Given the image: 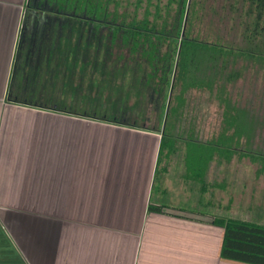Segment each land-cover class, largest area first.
Masks as SVG:
<instances>
[{
    "label": "crops",
    "instance_id": "obj_1",
    "mask_svg": "<svg viewBox=\"0 0 264 264\" xmlns=\"http://www.w3.org/2000/svg\"><path fill=\"white\" fill-rule=\"evenodd\" d=\"M26 9L0 0V264H245L221 258L207 175L158 165L155 132L81 118L68 62L19 51Z\"/></svg>",
    "mask_w": 264,
    "mask_h": 264
},
{
    "label": "rangeland",
    "instance_id": "obj_2",
    "mask_svg": "<svg viewBox=\"0 0 264 264\" xmlns=\"http://www.w3.org/2000/svg\"><path fill=\"white\" fill-rule=\"evenodd\" d=\"M194 1L191 23L189 15ZM102 4L107 8L108 23L103 24L98 34L101 36H98V56L92 44L88 55H84V60H89L88 65L68 62L74 75L72 95L69 90L67 95L72 96L74 111L81 112L84 115L81 118L92 123L114 125L122 121L159 136L168 121V136L175 140L172 158L182 163L189 138L203 144L218 139L224 130V109L216 99V92L192 90L186 96L182 112L167 120L171 106H176L171 97L179 44L187 35L224 47L232 56L228 75L232 72L239 75L236 82L228 86L229 97L256 122L253 148L262 160L254 163L250 158L236 155L227 163L216 158L206 182L210 183L212 193L216 192L218 209L225 213L224 218L264 226V50L249 57V39L257 17L248 1L189 0L182 10L179 0H102ZM130 24L146 27L142 33L163 44L162 54L171 50V76L163 94L155 92L158 78L151 77L153 64L141 61L139 54L123 44L122 32L114 37L113 29L124 31ZM85 41L83 39L82 43ZM256 42H264V35L258 36ZM100 136L96 129L89 136L83 134L84 139L88 137L94 142L102 141ZM165 159L163 156L162 168Z\"/></svg>",
    "mask_w": 264,
    "mask_h": 264
},
{
    "label": "trees",
    "instance_id": "obj_3",
    "mask_svg": "<svg viewBox=\"0 0 264 264\" xmlns=\"http://www.w3.org/2000/svg\"><path fill=\"white\" fill-rule=\"evenodd\" d=\"M188 1L179 0L181 10ZM247 1L257 17L253 35L249 39V57L253 58L252 55L264 50V42L261 44L256 42L258 36L264 35V0ZM195 6L196 1L191 4L189 15L191 23L194 20ZM106 10L102 0H27L19 51L29 49L33 52V48L36 47L42 49L49 47L52 56H57L60 62L79 61L88 65L89 60H84L86 58L84 55H88L89 48L94 45L95 55L98 56L100 44L98 34L103 24L108 23ZM143 28L130 24L124 31L113 29V34L115 37L122 32L123 44L130 47L134 54H139L141 61L153 64L154 75L151 77L158 78L155 92L163 94L170 80L173 56L170 49L162 54L163 44L144 35ZM145 29L146 27L144 31ZM83 39H86V45L82 43ZM231 60L232 56L224 47L200 42L187 35L182 37L179 44L171 97L176 106H171L167 120L177 117L182 112L186 106V96L192 90L216 92V99L224 109V130L217 140L203 144L189 138L184 160L187 179L203 182L216 158L227 163L236 155L250 158L254 163L262 160L253 148L256 122L246 109L234 103L229 97V84L235 83L239 78L235 72L229 75L227 73ZM97 61L98 58L94 60ZM69 80L68 86L72 84ZM115 124L136 127L122 121H116ZM174 150L175 140L168 136L167 121L161 133L158 165L163 161V156L165 160L172 158ZM160 172V169H157L156 173ZM149 211L161 212L162 208L150 205ZM214 224L224 229L222 259L245 264H264V226L228 218H217Z\"/></svg>",
    "mask_w": 264,
    "mask_h": 264
}]
</instances>
